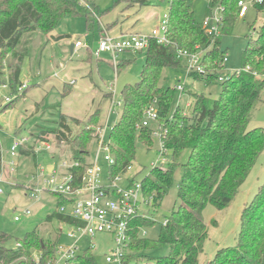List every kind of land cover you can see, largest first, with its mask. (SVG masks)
I'll return each instance as SVG.
<instances>
[{"label": "trees", "instance_id": "16d2710c", "mask_svg": "<svg viewBox=\"0 0 264 264\" xmlns=\"http://www.w3.org/2000/svg\"><path fill=\"white\" fill-rule=\"evenodd\" d=\"M196 1L172 0L167 27L169 44L151 40L145 50L141 81L125 86L120 120L109 133L115 158L110 175L115 178L132 167L137 143L141 142L151 149L153 132L143 126V121L146 111L155 104L158 108L157 122L162 128L164 150L171 152V158L168 167H153L150 175L141 181L144 195L153 198L154 205L160 207L173 186L176 169L179 166L184 169L179 185L180 205L174 209L168 223L162 225L159 239L152 242L140 236L144 227L156 222L150 218L136 217L130 226V251L124 264H143L147 262L146 259L149 260L145 253L158 247H167L169 253L155 258L153 264H202L209 239V230L202 218L203 212L209 205L219 211L227 209L264 154V129L250 128L251 112L257 103L264 100V23L258 31L257 39L250 41L243 52L242 69L223 76L227 54L221 47V37L231 34L237 20L245 17L249 10L240 16L239 2L242 0H211L208 14L219 8L222 23L220 34L210 36L196 20ZM122 3L127 5L125 10L153 4L152 0L116 1V4ZM254 8L258 13H264V0L255 3ZM65 17H85L90 20L91 12L81 0H0V84L4 83L3 69L7 56L12 54L17 59V64L11 67L8 84L16 99L4 105L3 112L27 91L21 94L17 91L18 85L22 83V67L28 55L27 42L23 51L17 52L24 35L37 31L49 34ZM179 51L202 52V67L206 74L190 75L207 85L222 79V92L217 99L190 92L194 102L189 114L177 107L171 117L176 90L160 87V79L165 69L182 65L184 60L179 58ZM130 62H118V70ZM108 96L112 98L113 94ZM100 117V111L95 112L90 117V125L98 126ZM63 129L72 131L68 125L61 124L60 129L52 130L51 133L75 147L77 154L74 163L79 166L70 171L74 176L73 187H79L83 175L92 165V162H88L87 145L95 130L86 127L68 140ZM46 135L47 132H44L40 139L44 141ZM186 150H190L189 159L181 164V155ZM31 153L30 149L23 152L27 155ZM53 193L60 197L62 204H69L70 201L64 196ZM55 217L69 225L77 223L68 215L58 214ZM9 239L7 233L0 231V264H36L33 251L38 250L42 255L40 264H51L56 259L59 244L42 240L36 232L18 242V249L6 247ZM72 263L97 264L91 249ZM206 264H264V183L243 211L237 245L219 250L215 258Z\"/></svg>", "mask_w": 264, "mask_h": 264}, {"label": "rangeland", "instance_id": "374dc122", "mask_svg": "<svg viewBox=\"0 0 264 264\" xmlns=\"http://www.w3.org/2000/svg\"><path fill=\"white\" fill-rule=\"evenodd\" d=\"M81 1L91 12L90 20L85 17H65L49 34L37 31L24 35L17 52L21 53L26 45L28 55L23 63L22 83L18 85L17 91L24 86L27 91L12 107L3 112L6 99H16L8 84L11 67L17 64V59L10 54L5 60L4 83L0 84V190L3 192L0 194V231L10 236L6 244L10 249H18V242L24 241L33 232L42 240L58 243L62 247H69L76 242V238L69 237L75 229L55 217L63 214L60 209L62 201L50 190L62 183L64 175L76 162L74 157L77 153L73 145L59 140L51 131L60 129L61 124L68 125L72 131L63 130L69 140L86 127L97 130L108 123L105 142L109 143L110 130L120 120L123 107H116V114L110 116L112 98L107 94L116 92V100L123 101L122 92L125 86L141 81L146 51L118 53V62L131 61L118 70L111 53L96 56L104 32L117 36L121 31L119 29H123L122 33L141 31L148 34L167 19L172 2L152 0L150 7L135 6L125 10L127 5L116 4L117 0ZM210 2L211 0H197L195 3V17L202 26L206 18L216 12L214 9L208 14ZM247 5V15L237 20L231 34L221 37V47L227 54L223 76L242 69L243 52L250 41L257 39L258 31L264 23V13H258L250 0ZM134 17L139 18V23L134 24L135 28L131 30ZM116 27L118 31H113ZM78 41H82L83 47L71 54V46ZM179 85L185 88V92L177 89ZM160 87L176 90L171 117L177 107L183 108L189 114L194 102V96L190 92L213 99L219 98L222 92L220 81L207 85L195 80L187 70V61L182 62L180 67L165 69L160 79ZM154 107L158 110L156 105ZM97 111H100L101 119L99 125L93 127L89 120ZM148 128L153 132L152 147L148 149L143 143H137L132 170L126 175L138 182L149 176L154 166L168 167L171 158V152L162 155L161 138L157 136L160 129L158 122L149 121ZM250 128L264 129V100L257 103L252 110ZM44 132L47 135L43 141L40 138ZM18 139H24L27 143L19 147L13 156L12 148ZM29 149L33 153L23 154ZM98 150L99 144L93 133L87 145L88 162H94ZM104 156L100 160L101 181L104 185H110V167ZM189 156L190 150L184 151L180 163L185 164ZM183 176L184 169L179 166L170 193L160 207L154 204L141 207L142 213L156 222L143 228L144 239L152 242L159 239L162 225L180 205L179 185ZM51 180H55L56 184H51ZM263 183L264 154L227 209L219 211L212 205L205 209L202 218L208 227L209 239L202 256V264L213 260L219 250L237 245L243 211L253 201ZM71 212L72 209L68 207L65 215H70ZM16 217L19 221L15 220ZM78 246V254L91 249L97 264H114L106 261V255L114 247L112 236L100 234L93 240L85 237ZM168 253L167 247H158L149 249L145 255L152 263L155 258ZM41 258L39 250L33 251L36 264L41 262ZM149 260L146 259L147 262Z\"/></svg>", "mask_w": 264, "mask_h": 264}, {"label": "built area", "instance_id": "2783aa9c", "mask_svg": "<svg viewBox=\"0 0 264 264\" xmlns=\"http://www.w3.org/2000/svg\"><path fill=\"white\" fill-rule=\"evenodd\" d=\"M247 1L242 0L239 2L241 7V15L244 16L249 7ZM253 5L255 3H261L263 0H250ZM221 10L216 9L213 16L207 17L203 28L210 36H216L220 34L221 30ZM168 16L167 19L162 22L159 27L154 28L150 33H121L117 36H111L110 33L104 32V36L100 42L99 50L96 54L99 57L102 53H111L114 57L115 65H117L118 53L133 51L139 52L147 50L151 40L156 39L161 44H169L167 38ZM75 47L82 48V41H78ZM179 58L187 61V70L190 74L198 73L205 75L206 71L202 67V54L189 53L187 51H179ZM227 60V59H226ZM222 81V79H220ZM26 85V84H25ZM26 89V86L19 89L20 94ZM177 89L184 92V87L179 85ZM16 98V97H14ZM14 100V99H13ZM12 102L11 98L6 99V103ZM153 104L145 113V119L143 121L144 127H149V121H156L158 119V110ZM123 101L116 100V92L112 96V102L110 106L111 116L116 114V107H122ZM108 124V123H107ZM98 127L95 130L94 135L99 144V150L92 165L86 170L82 177V184L79 187H73L74 176L70 171L74 167H78L79 164L74 163L67 171L62 180V183L55 186L54 190L56 194L64 196L69 200V204L63 203L61 205V213L64 215L68 211V207L72 209L70 215L77 223L71 226L75 229L69 234V237L76 238V242L69 247H62L58 245L56 251V259L51 264H73L72 261L76 260L79 250L78 243L82 238L89 237L92 240L100 235L107 234L114 238V247L106 255V261L114 264H124V260L130 251L131 244V223L138 217H146L142 213V206H151L154 204L153 198H147L144 195V188L142 182H138L135 178L126 177L128 172L132 170V167L128 170L116 176L110 178V185H104L101 181L102 169L100 167V160L102 155L104 160L111 168L115 164V158L112 154L111 142H105L107 135V125ZM157 133V136L161 138L162 155H165L166 151L163 146V137L161 133V126ZM166 133V132H165ZM27 141L16 140L12 148V155L15 156L19 147L26 145ZM24 145V146H25ZM48 149L50 146H47ZM157 166V165H156ZM154 166V167H156ZM161 166V165H160ZM163 167V166H162ZM2 172V171H1ZM51 184H56L55 180L50 181ZM126 183V184H124ZM0 190V194H2ZM148 218V217H146ZM19 221V218H15ZM168 223L166 219L165 224ZM143 231V230H142ZM142 231L140 236H142ZM79 234V235H78ZM143 237V236H142ZM20 244H17V247ZM95 245H93L94 247ZM40 264V262L38 263ZM143 264H153L151 262H145Z\"/></svg>", "mask_w": 264, "mask_h": 264}, {"label": "crops", "instance_id": "0c3cea01", "mask_svg": "<svg viewBox=\"0 0 264 264\" xmlns=\"http://www.w3.org/2000/svg\"><path fill=\"white\" fill-rule=\"evenodd\" d=\"M138 7V6H137ZM148 7H150V6H148ZM135 18V20L133 21L134 23H133V25H131V30H134V24H137V23H139V18L138 17H134ZM122 27V26H121ZM155 28V27H154ZM121 30V31H120ZM113 31H118V28L116 27L115 29H113ZM119 31H120V34L122 33V32H124L123 31V29H119ZM128 32V31H127ZM135 33H142L141 31H136ZM75 45V44H74ZM77 48L75 47V49L73 50V52H72V50H71V54H74L75 53V50H76ZM124 61V60H123ZM122 62V61H121ZM110 94V93H109ZM108 95V94H107ZM3 114H5V113H3ZM1 159H2V157H1ZM2 161V160H1Z\"/></svg>", "mask_w": 264, "mask_h": 264}, {"label": "water", "instance_id": "95a60500", "mask_svg": "<svg viewBox=\"0 0 264 264\" xmlns=\"http://www.w3.org/2000/svg\"><path fill=\"white\" fill-rule=\"evenodd\" d=\"M74 49H75V45L73 44V45L71 46V50H72V52H73Z\"/></svg>", "mask_w": 264, "mask_h": 264}]
</instances>
